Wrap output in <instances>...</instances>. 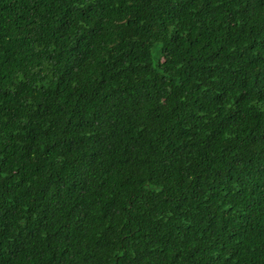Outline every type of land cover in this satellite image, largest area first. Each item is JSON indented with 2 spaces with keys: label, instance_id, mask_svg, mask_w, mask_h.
<instances>
[{
  "label": "trees",
  "instance_id": "obj_1",
  "mask_svg": "<svg viewBox=\"0 0 264 264\" xmlns=\"http://www.w3.org/2000/svg\"><path fill=\"white\" fill-rule=\"evenodd\" d=\"M0 264H264V0H0Z\"/></svg>",
  "mask_w": 264,
  "mask_h": 264
}]
</instances>
